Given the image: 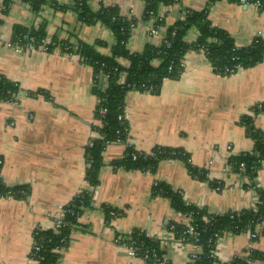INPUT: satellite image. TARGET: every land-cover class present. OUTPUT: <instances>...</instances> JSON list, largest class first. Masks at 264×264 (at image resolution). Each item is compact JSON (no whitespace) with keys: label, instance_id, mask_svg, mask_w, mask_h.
Masks as SVG:
<instances>
[{"label":"crops","instance_id":"crops-1","mask_svg":"<svg viewBox=\"0 0 264 264\" xmlns=\"http://www.w3.org/2000/svg\"><path fill=\"white\" fill-rule=\"evenodd\" d=\"M207 1L160 4L157 14L163 24L153 36L147 34L150 21L143 19L142 0H88V4L93 11L116 7L122 16L133 19L126 48L139 53L147 44L158 46L170 25L187 10L203 9ZM207 17L213 26L226 30L237 46L248 45L254 38L264 40V7L252 2L219 0L209 7ZM0 19V76L20 88L16 102H0V183L29 188L25 199L0 197V264H34L30 253L34 229H51L53 214L80 191L91 189L84 179L85 149L99 136L94 129L98 97L91 67L76 53L28 54L10 49L7 43L15 25L32 29L42 22L47 38L69 42L73 50L82 42L108 55L115 38L99 21L81 22L72 0H46L38 13L28 3L12 0ZM197 34L191 28L185 38L192 42ZM100 85L105 86L104 79ZM259 103H264V58L252 67L221 74L201 49L187 51L178 78L164 79L157 93L128 91L124 98L127 144L106 145L90 207L69 232L58 264H149L126 255L115 243L118 236L128 238L135 230L157 243L167 264H187L194 247L170 230L172 222L185 224V217L172 209L167 197L153 195V186L166 184L180 191L187 204L212 214L254 207L257 191H264V161L256 176L248 179L234 171L228 159L253 149L240 122L242 116H253L255 128L264 134V113L254 114L252 109ZM128 146L145 154L158 146L182 149L191 165L204 170L205 179L192 177L186 164L176 158L160 160L153 171L112 165ZM215 181L220 182L219 188L212 185ZM104 207L121 216L106 215ZM261 230L255 241L248 231L224 232L217 242V259L227 262L249 248L264 254V223ZM248 264H264V259Z\"/></svg>","mask_w":264,"mask_h":264},{"label":"trees","instance_id":"trees-1","mask_svg":"<svg viewBox=\"0 0 264 264\" xmlns=\"http://www.w3.org/2000/svg\"><path fill=\"white\" fill-rule=\"evenodd\" d=\"M12 0H2L0 14L6 13ZM28 3L34 13H38L46 4V0H21ZM144 3L143 19L154 20V24L162 26V18L157 14L160 4L172 5L179 0H142ZM219 0H208L201 10H187L183 17L170 25L165 31L161 43L158 46L147 44L139 53H131L126 48V42L130 35V24H135L133 19L122 16L116 7H101L97 11L91 10L88 0H72V7L77 12L78 19L85 24L96 23L97 21L106 25L114 35L115 43L111 47L110 54L105 55L96 51L92 45L78 42L73 50L70 44L69 51L76 53L79 58L92 70V80L95 85V92L98 103L95 108V118L97 123L94 129L99 136L91 140L92 145L85 149L86 169L84 179L89 190H82L78 196L72 199L76 208L74 213H66L64 220L68 223L54 234L48 229L40 233L41 236H49L52 242L45 243V250L41 253L44 257L39 264H58L60 254L50 252V248L60 245L65 248L68 242V234L78 224V217L85 208L90 207L92 189L99 184V171L103 166V151L108 143L117 140L126 142L128 137V123L124 116V98L128 91L132 89L157 93L164 79H176L182 71V60L189 50H200L206 55L212 67L221 74H226V68L252 67L264 58V40L255 39L245 46H237L230 34L216 26H213L207 17L209 7ZM229 2H254L256 0H227ZM264 7V0H259ZM152 12V14H149ZM1 25V19H0ZM45 23H41L37 28H25L20 25L13 27L12 37L30 33L38 38L46 37ZM197 29V37L194 41L188 42L186 34L189 29ZM165 40L169 42L166 45ZM127 63L123 65L120 60ZM125 72L123 83L119 82L120 74ZM105 80V86L101 87L100 81ZM151 87V88H149ZM20 88L16 82L10 81L0 76V102L13 101L17 99ZM260 104V103H259ZM253 106V112L264 113V103L260 108ZM105 112L100 114V110ZM122 116L121 118H119ZM248 137L253 141V149L250 152H241L232 155L228 163L234 171H239L249 179H253L264 161V134L255 128L253 116L244 115L240 119ZM136 153V158L132 159L131 154ZM176 158L182 160L188 169L189 174L197 179H205L204 170L191 165L186 151L166 146L154 147L151 153L135 152L130 146L121 159L112 160L110 163L116 167H123L127 170H155L160 160ZM243 163L240 169L239 165ZM220 187L216 181L212 184ZM10 192L13 198L25 199L29 195L27 185L14 187H4L0 183V194ZM258 201L252 208L239 211H229L220 214H212L204 208H199L187 204L178 190H173L166 184L155 183L152 189L153 195L167 197L170 200L172 209L182 216L190 219V224L198 231L201 251L196 259V264H212L210 257L212 243L215 241L214 234L221 236L224 232L239 234L249 230L255 232L257 224H261L264 219V191L258 190ZM83 202L84 208L79 210V201ZM72 202L70 204H72ZM69 204V205H70ZM111 208L104 207V212L109 216ZM175 229L176 238H181L180 233L185 228V224L172 222ZM170 224V225H171ZM262 233L257 232L256 239ZM65 237L64 242H60L61 237ZM126 238V237H125ZM129 241H133L141 253L145 249L155 248L159 254L161 251L157 243L146 236L143 231L135 230L129 234ZM253 239L252 241H255ZM212 241V243L210 242ZM264 254L255 249H249L247 256H236L228 261L229 264H248L253 260H263Z\"/></svg>","mask_w":264,"mask_h":264},{"label":"built area","instance_id":"built-area-1","mask_svg":"<svg viewBox=\"0 0 264 264\" xmlns=\"http://www.w3.org/2000/svg\"><path fill=\"white\" fill-rule=\"evenodd\" d=\"M252 3H253V5L255 4L258 8H262V4L259 0H256ZM149 14H152V12H149ZM130 27L132 29L134 27V24L131 23ZM160 29H161V26L154 24V20L151 19L150 23L147 27V34L150 36H153L155 34H158ZM165 43H166V45L169 44V42L167 40H165ZM7 45L10 49H12L14 51L25 52L28 54L31 52H35V51H39V52H43V53H52L54 51H58V52L65 53V54H73V52L69 51V49H71L69 42L54 40V39L47 38V37L38 38L37 36L30 34V33H25L22 35L12 37L11 40L7 43ZM200 49L202 50L203 48H200ZM238 68H240V67L236 66L234 68H226L224 71L226 74H233ZM124 79H125V72H122L120 74L119 82L123 83ZM149 88H151V87H149ZM6 102H12L13 103V102H16V100L6 101ZM257 107L260 108L261 107L260 104H258ZM104 112H105L104 109L100 110V114H103ZM121 117L122 116H120L119 118H121ZM116 142H122V141L117 140ZM112 143H115V142H112ZM122 143L127 144L126 142H122ZM108 144H110V143L107 142V145ZM88 145H92L91 140L88 143ZM131 156H132V159H135L137 155H136V153L133 152L131 154ZM0 164H1V160H0ZM243 166H244L243 163H241L239 165V168L241 169ZM217 183L220 184V182H217ZM217 188H219V186ZM78 195H79V193L76 196H78ZM4 196L5 197H12V194L10 192H6L5 194H0V197H4ZM71 202L72 201H70L65 206H62L60 208V210L58 211V213L53 214V216H52V228L50 230H52L54 234H58L59 230L68 224L64 220L65 214L66 213H70V214L74 213L73 210L76 208V206H75V204H73V202H72V204H70ZM77 208H79V210H82L84 208L83 202L81 200L79 201ZM75 215L77 217L80 216L78 213H76ZM109 216L116 218L118 216H121V213L116 211V210L110 209ZM184 220L186 221L185 222V228L181 231V233H180L181 238H179V239L185 243H190L194 247V252H192L190 254L187 264H196V259L198 257V254L201 251V247L199 244V238H198V231H196L194 229V226L190 224L189 218L185 217ZM263 223H264V219H263V222L261 224H257V226H261V228L259 230L262 229ZM170 230L175 235L174 225H172V224L170 225ZM259 230H255V232L254 231L250 232L249 230H247L249 232V237H250L251 241L253 239H256L257 232ZM42 231H45V229L35 228L33 231V235H32V243H31V252L30 253H31V258L34 261V264H39V262L44 259L43 255L41 253L45 250V243L52 242L51 237L40 235V233ZM145 235L147 236L148 234H145ZM214 237H215V241L213 243H212V241H210L213 245V249H211V253H210V257L213 259L212 264H229L228 261L222 263L217 259L215 250H216L217 242H218V239L220 238V236H218V234L215 233ZM65 240H66V238L64 236L60 238V242H64ZM115 243L126 253V255H128L130 257L140 258V259L148 262L149 264H167L164 257L161 254H159L155 248H148V249H145L143 252L139 253L138 248L135 246L134 242L129 241V238H125L124 236H120V237L118 236L115 239ZM249 249H251V248H249ZM249 249H247L246 254L238 255V256H247L249 254ZM49 250H50V252L60 254V252L63 250V248L57 244V245L51 247Z\"/></svg>","mask_w":264,"mask_h":264},{"label":"water","instance_id":"water-1","mask_svg":"<svg viewBox=\"0 0 264 264\" xmlns=\"http://www.w3.org/2000/svg\"><path fill=\"white\" fill-rule=\"evenodd\" d=\"M78 227V226H77Z\"/></svg>","mask_w":264,"mask_h":264}]
</instances>
